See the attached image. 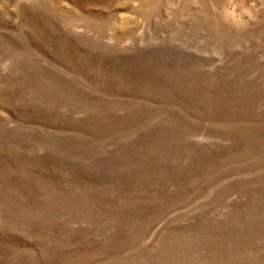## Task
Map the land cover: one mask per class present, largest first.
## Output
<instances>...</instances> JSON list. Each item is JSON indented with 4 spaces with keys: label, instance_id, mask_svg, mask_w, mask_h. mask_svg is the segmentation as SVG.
<instances>
[{
    "label": "rangeland",
    "instance_id": "rangeland-1",
    "mask_svg": "<svg viewBox=\"0 0 264 264\" xmlns=\"http://www.w3.org/2000/svg\"><path fill=\"white\" fill-rule=\"evenodd\" d=\"M0 264H264V0H0Z\"/></svg>",
    "mask_w": 264,
    "mask_h": 264
}]
</instances>
